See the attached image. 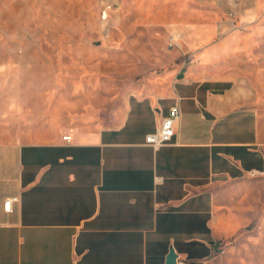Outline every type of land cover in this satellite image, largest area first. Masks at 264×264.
Instances as JSON below:
<instances>
[{
	"label": "crops",
	"instance_id": "crops-1",
	"mask_svg": "<svg viewBox=\"0 0 264 264\" xmlns=\"http://www.w3.org/2000/svg\"><path fill=\"white\" fill-rule=\"evenodd\" d=\"M222 49L194 52L218 73L173 67L128 96L117 126L70 142L24 141L22 114L0 107V264H210L227 228L218 188L264 173L251 86ZM173 107L174 138L148 145Z\"/></svg>",
	"mask_w": 264,
	"mask_h": 264
},
{
	"label": "rangeland",
	"instance_id": "rangeland-1",
	"mask_svg": "<svg viewBox=\"0 0 264 264\" xmlns=\"http://www.w3.org/2000/svg\"><path fill=\"white\" fill-rule=\"evenodd\" d=\"M215 45L251 86L264 138V0H0V107H17L27 142L114 127L128 96L158 91L173 67L218 73L197 54ZM217 202L227 228L210 264H264V173Z\"/></svg>",
	"mask_w": 264,
	"mask_h": 264
},
{
	"label": "built area",
	"instance_id": "built-area-1",
	"mask_svg": "<svg viewBox=\"0 0 264 264\" xmlns=\"http://www.w3.org/2000/svg\"><path fill=\"white\" fill-rule=\"evenodd\" d=\"M101 18L107 20L109 18L108 9H105L101 13ZM180 36L177 33L171 34L169 38V47L173 48L178 45ZM179 117V108L173 107L169 114L164 118L159 130L155 133L149 134L146 137V143L154 148H159L168 144L174 138L176 134V122ZM65 141L70 142L72 137L65 135L63 137ZM256 172H252V175ZM19 201V197H11L5 201V211L10 213L12 211V205Z\"/></svg>",
	"mask_w": 264,
	"mask_h": 264
},
{
	"label": "water",
	"instance_id": "water-1",
	"mask_svg": "<svg viewBox=\"0 0 264 264\" xmlns=\"http://www.w3.org/2000/svg\"><path fill=\"white\" fill-rule=\"evenodd\" d=\"M175 258H176V256H175L174 252H171L169 257H168V264L174 263Z\"/></svg>",
	"mask_w": 264,
	"mask_h": 264
}]
</instances>
